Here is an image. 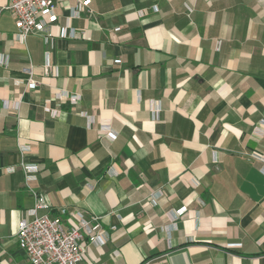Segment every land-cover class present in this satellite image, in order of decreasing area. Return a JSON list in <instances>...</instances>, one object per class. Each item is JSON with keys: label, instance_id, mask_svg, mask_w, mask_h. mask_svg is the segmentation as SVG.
Segmentation results:
<instances>
[{"label": "crops", "instance_id": "obj_1", "mask_svg": "<svg viewBox=\"0 0 264 264\" xmlns=\"http://www.w3.org/2000/svg\"><path fill=\"white\" fill-rule=\"evenodd\" d=\"M77 1L52 32L85 35L21 44L0 0V264H29L30 190L63 223L97 219L81 264H264V0H90L69 19Z\"/></svg>", "mask_w": 264, "mask_h": 264}, {"label": "built area", "instance_id": "obj_2", "mask_svg": "<svg viewBox=\"0 0 264 264\" xmlns=\"http://www.w3.org/2000/svg\"><path fill=\"white\" fill-rule=\"evenodd\" d=\"M6 4L3 10L8 11L15 25L14 39L21 44H25L27 37L31 34L40 35L45 43H50L54 37L60 39H75L77 35L83 36L85 32L77 33L74 29L67 26L60 28L56 35L53 34V27L56 22V8L58 5H63L66 0H5ZM90 0H78L73 8H70V18L77 17L81 12L86 11L91 14L87 8ZM152 12H157V8L153 7ZM144 12H137L136 17L142 18ZM116 28L114 31H118ZM3 59L0 56V64H3ZM7 62V61H6ZM115 64H120V60H115ZM43 74L53 75L57 77L58 69L50 63L49 54H44ZM28 75L26 84L30 88L36 86L31 75V68L25 70ZM16 84H20L16 81ZM54 100H68L72 102L77 100V97H69L67 92L61 91L55 93ZM50 101H46L49 103ZM4 107H8L7 102H4ZM19 103H14V108L18 109ZM48 111V109H46ZM54 113V112H53ZM89 121V126L92 127L93 119L87 117L86 113L81 114ZM99 131L108 141H114L117 134L114 133L108 125L99 126ZM24 147L22 148V150ZM25 183L34 180L36 167L33 165L22 166ZM260 172L264 175V164L260 168ZM33 205L26 212V219H21L17 222L14 231V237L19 248L24 252L29 264H81L86 255V251L82 248V242L85 238L93 243L101 241L96 237L95 232L99 228L96 223V218L90 220L84 219L81 213H68L65 209L59 210V216H67L63 223L60 217H52L48 215L50 205L44 197L39 196L35 191L30 190ZM162 196L161 191H157L151 195V200L156 201ZM42 211L43 213H39ZM185 212L184 208L177 211H170L169 216L176 219ZM76 219V224L72 221Z\"/></svg>", "mask_w": 264, "mask_h": 264}]
</instances>
